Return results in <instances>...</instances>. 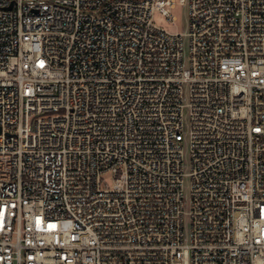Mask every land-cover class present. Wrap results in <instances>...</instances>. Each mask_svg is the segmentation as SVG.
Instances as JSON below:
<instances>
[{"label":"built area","instance_id":"built-area-1","mask_svg":"<svg viewBox=\"0 0 264 264\" xmlns=\"http://www.w3.org/2000/svg\"><path fill=\"white\" fill-rule=\"evenodd\" d=\"M180 2L0 0V264H264V0Z\"/></svg>","mask_w":264,"mask_h":264},{"label":"rangeland","instance_id":"rangeland-1","mask_svg":"<svg viewBox=\"0 0 264 264\" xmlns=\"http://www.w3.org/2000/svg\"><path fill=\"white\" fill-rule=\"evenodd\" d=\"M170 14L175 17V20L173 22H168L166 19V16H164L159 11H155L153 13L152 21L156 26L161 27L166 31L186 34L189 28V14H188L187 3H181L180 0H175L174 7L170 9ZM184 51H185V54H187V51H188V37L187 36H184ZM184 130L187 131V126H185ZM183 152H184V158L186 162L185 163L186 172H188L189 153H188V145L186 141L183 143ZM102 177L104 178L106 183H108V185L112 183L111 173H105ZM188 184H189V181L186 178L184 181L186 193L188 191Z\"/></svg>","mask_w":264,"mask_h":264}]
</instances>
